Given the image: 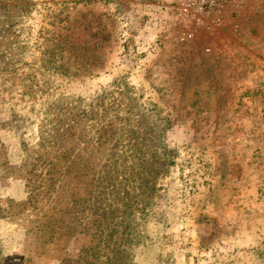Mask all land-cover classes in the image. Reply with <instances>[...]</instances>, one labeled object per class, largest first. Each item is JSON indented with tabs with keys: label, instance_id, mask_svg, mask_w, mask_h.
<instances>
[{
	"label": "rangeland",
	"instance_id": "1",
	"mask_svg": "<svg viewBox=\"0 0 264 264\" xmlns=\"http://www.w3.org/2000/svg\"><path fill=\"white\" fill-rule=\"evenodd\" d=\"M31 1L0 72V264H264V0ZM130 96L168 164L121 224L98 128Z\"/></svg>",
	"mask_w": 264,
	"mask_h": 264
},
{
	"label": "trees",
	"instance_id": "2",
	"mask_svg": "<svg viewBox=\"0 0 264 264\" xmlns=\"http://www.w3.org/2000/svg\"><path fill=\"white\" fill-rule=\"evenodd\" d=\"M31 10V0H0L2 73L16 75L18 72V63L26 47L20 34ZM123 102L115 97L109 102L106 100L103 108L98 141L104 146L105 158L99 171L101 188L96 187L97 193L105 196L104 202L109 204L103 216L106 219L118 217L121 224L129 215L125 207H129L144 189L153 188L156 178L168 164L160 142L167 121L156 114L154 108L139 104L133 96Z\"/></svg>",
	"mask_w": 264,
	"mask_h": 264
},
{
	"label": "built area",
	"instance_id": "3",
	"mask_svg": "<svg viewBox=\"0 0 264 264\" xmlns=\"http://www.w3.org/2000/svg\"><path fill=\"white\" fill-rule=\"evenodd\" d=\"M207 1V0H206ZM209 1V0H208Z\"/></svg>",
	"mask_w": 264,
	"mask_h": 264
}]
</instances>
